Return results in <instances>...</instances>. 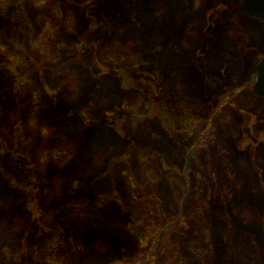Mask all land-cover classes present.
Masks as SVG:
<instances>
[{
    "label": "rangeland",
    "instance_id": "1",
    "mask_svg": "<svg viewBox=\"0 0 264 264\" xmlns=\"http://www.w3.org/2000/svg\"><path fill=\"white\" fill-rule=\"evenodd\" d=\"M0 30V264H264L241 0H0Z\"/></svg>",
    "mask_w": 264,
    "mask_h": 264
},
{
    "label": "water",
    "instance_id": "2",
    "mask_svg": "<svg viewBox=\"0 0 264 264\" xmlns=\"http://www.w3.org/2000/svg\"><path fill=\"white\" fill-rule=\"evenodd\" d=\"M241 7L246 16L264 21V0H241ZM253 93L259 98H264V57L256 68Z\"/></svg>",
    "mask_w": 264,
    "mask_h": 264
},
{
    "label": "trees",
    "instance_id": "3",
    "mask_svg": "<svg viewBox=\"0 0 264 264\" xmlns=\"http://www.w3.org/2000/svg\"><path fill=\"white\" fill-rule=\"evenodd\" d=\"M2 34H1V30H0V39H2ZM33 100H35V96L33 95ZM36 104V103H35ZM185 104H183L184 106ZM183 114L184 116H186V119L188 120V122L186 124H184L183 126L185 127L184 128V131H188L189 133H192V130L195 128V125H196V118L194 117L193 115V112H194V109L193 107H191V105H186L185 108L183 109ZM21 113V112H20ZM168 124V126H172L168 121H166V125ZM69 134V133H68ZM66 135V133H65ZM70 136V135H69ZM236 225V231L234 233H230L231 234V238L232 240L236 243L238 242H241L242 241L244 242V244L246 243V239H249L250 238H246L244 237V234L243 231L241 230L242 228L240 226H238V224H235ZM237 229H238V233L237 232ZM60 237L59 234H53L50 238H51V241L49 242V244L47 245L48 248H53V249H56L57 247L56 246V240ZM233 243V242H232Z\"/></svg>",
    "mask_w": 264,
    "mask_h": 264
}]
</instances>
